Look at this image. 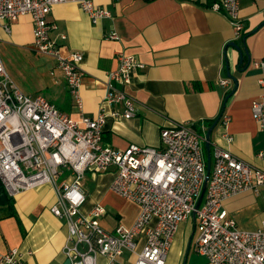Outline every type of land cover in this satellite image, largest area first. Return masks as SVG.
I'll use <instances>...</instances> for the list:
<instances>
[{"label":"built area","instance_id":"1","mask_svg":"<svg viewBox=\"0 0 264 264\" xmlns=\"http://www.w3.org/2000/svg\"><path fill=\"white\" fill-rule=\"evenodd\" d=\"M210 1L209 8L223 13L240 37L246 30L240 0ZM68 2L78 4L94 24L113 16L94 0H0V29L11 35L20 16L32 17L33 48L55 59L79 110L78 118H72L45 96L25 93L0 55L1 187L14 198L51 185L55 191L51 211L68 229L64 252L70 264H116L125 252L136 256L133 264H166L181 224L192 215L197 229L194 249L211 264H264V223L255 231L240 230L224 207L226 200L243 192L258 194L264 187V169L216 146L206 192L196 208L207 179L204 129L180 123L162 128L158 147L132 143L119 149L103 144L109 117L131 119L137 115L136 101L124 87L144 63L136 55L118 51L119 65L108 72L100 112L95 117L86 115L81 93L84 54L63 55L50 34L56 28L49 21L52 8ZM108 38L119 40L120 35L113 31ZM256 65L264 66V61ZM228 82L224 79L221 84ZM259 82L264 86V76ZM111 104H122L123 110L109 112L106 105ZM252 111L264 130V94L253 101ZM229 121L230 116L223 117L225 125ZM112 168L111 191L139 204L141 212L133 226L119 225L110 231L102 225L105 206L84 210L88 193L82 181L89 170L107 172ZM20 256L18 249L0 253V263L27 264Z\"/></svg>","mask_w":264,"mask_h":264},{"label":"crops","instance_id":"2","mask_svg":"<svg viewBox=\"0 0 264 264\" xmlns=\"http://www.w3.org/2000/svg\"><path fill=\"white\" fill-rule=\"evenodd\" d=\"M94 2L110 10L112 18L94 24L78 4L68 2L55 5L49 21L56 25L50 34L63 55L74 51L84 54L81 93L88 116L95 117L100 112L108 72L119 65L118 51L136 55L144 63V68L134 73L124 87L136 101L138 113L131 119L109 117L104 145L119 149L132 143L158 147L162 128L180 123L207 132L221 117L212 134L211 154L216 146H221L264 169V130L252 111L253 101L264 94L259 82L264 66L256 65L264 61V0H240V14L246 22L240 37L235 36L233 25L223 13L209 8L210 0ZM33 29L32 17L22 15L13 23L11 35L0 29V39L35 50ZM113 31L119 33V40L108 38ZM245 35L252 62L247 66L245 56L244 64L239 66V52L231 43L243 46ZM49 59L45 67L47 98L70 117L78 118L79 110L64 73L56 67L55 59ZM229 74L236 77L237 83ZM224 79L229 81L226 86L221 84ZM106 108L109 112L122 111L123 105ZM226 115L230 116L227 125L223 123ZM204 150L207 160L205 141ZM114 173V168L107 172L89 170L82 182L88 193L84 210L105 206L107 214L102 225L110 231L119 225L133 226L141 212L139 204L111 191ZM86 178L92 187L85 184ZM54 201L55 191L47 184L24 191L14 197L11 205L0 207V253L18 249L27 264H65L68 229L64 220L52 213ZM224 207L236 220L238 229L255 231L264 223V187L258 194L247 191L231 197ZM186 222L176 234L166 264H211L207 256L194 249L196 222L193 232ZM135 260L134 254L125 252L116 264H133Z\"/></svg>","mask_w":264,"mask_h":264},{"label":"rangeland","instance_id":"3","mask_svg":"<svg viewBox=\"0 0 264 264\" xmlns=\"http://www.w3.org/2000/svg\"><path fill=\"white\" fill-rule=\"evenodd\" d=\"M5 34L9 36V34ZM0 55L7 71L25 93L48 97L46 88L48 75L45 67L49 65V56L40 54L27 46L6 42L3 39H0ZM89 177L91 176L89 175ZM85 184L92 187L89 178H86ZM186 221L187 225L190 224V232H193L194 228H191L196 222L194 216H190Z\"/></svg>","mask_w":264,"mask_h":264},{"label":"water","instance_id":"4","mask_svg":"<svg viewBox=\"0 0 264 264\" xmlns=\"http://www.w3.org/2000/svg\"><path fill=\"white\" fill-rule=\"evenodd\" d=\"M247 37H248V35H245L243 37V46H241L238 42H232L231 43V45L233 47H235L238 50V52H239V66H242L244 64L245 56H247V66H249L251 64V62H252V56H251V54L249 52V49H248ZM227 67L229 68L230 65L228 64ZM229 75L237 83L236 77L232 76L231 74H229ZM228 98L229 97L226 98V101L228 100ZM220 118L221 117H219L211 125V127L208 129V131L206 132L205 146H206V150H207V179H206L202 194L200 196V199L198 201V204H197L196 208H199V206H200V204H201V202L203 200L204 194L206 192L207 181H208V178L210 176V171H211V166H212V154H211L212 134H213L217 124L219 123ZM12 199L13 198L11 196H9L2 187H0V207L8 205ZM191 241H192V239H191ZM70 263H71V261L68 259L65 264H70Z\"/></svg>","mask_w":264,"mask_h":264},{"label":"trees","instance_id":"5","mask_svg":"<svg viewBox=\"0 0 264 264\" xmlns=\"http://www.w3.org/2000/svg\"><path fill=\"white\" fill-rule=\"evenodd\" d=\"M0 187H1V182H0ZM14 199V198H13ZM13 199L10 201V203L8 205H11L13 202Z\"/></svg>","mask_w":264,"mask_h":264}]
</instances>
